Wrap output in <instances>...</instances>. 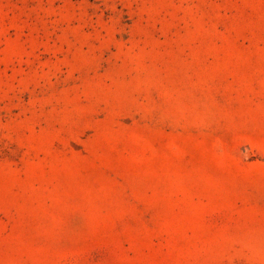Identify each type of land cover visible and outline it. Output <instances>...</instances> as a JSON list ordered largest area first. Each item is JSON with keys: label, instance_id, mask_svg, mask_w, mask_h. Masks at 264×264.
I'll return each instance as SVG.
<instances>
[{"label": "rangeland", "instance_id": "374dc122", "mask_svg": "<svg viewBox=\"0 0 264 264\" xmlns=\"http://www.w3.org/2000/svg\"><path fill=\"white\" fill-rule=\"evenodd\" d=\"M0 264H264V0H0Z\"/></svg>", "mask_w": 264, "mask_h": 264}]
</instances>
